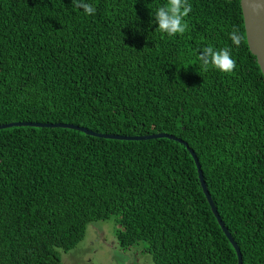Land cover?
<instances>
[{
	"label": "trees",
	"instance_id": "16d2710c",
	"mask_svg": "<svg viewBox=\"0 0 264 264\" xmlns=\"http://www.w3.org/2000/svg\"><path fill=\"white\" fill-rule=\"evenodd\" d=\"M89 2L95 15L72 0H0V126L181 139L241 264H264V76L240 0H189L175 37L154 23L167 0ZM208 45L231 50L233 73L204 70ZM111 218L120 248L143 244L154 264L238 263L184 144L0 129V264H62Z\"/></svg>",
	"mask_w": 264,
	"mask_h": 264
},
{
	"label": "water",
	"instance_id": "95a60500",
	"mask_svg": "<svg viewBox=\"0 0 264 264\" xmlns=\"http://www.w3.org/2000/svg\"><path fill=\"white\" fill-rule=\"evenodd\" d=\"M227 1H233V0H227ZM240 5L242 9L243 19H244V25H245V31H246V38L248 47L250 49V52L252 55L256 57L257 63L263 73L264 76V0H240ZM14 126H33V127H63L68 129H75L78 131H82L87 135H93L100 138H106V139H118V140H148V139H158V138H168L173 139L175 141H178L182 144H184L188 150L190 151L192 157L194 158V161L197 166L199 179L201 183V187L204 191V194L207 198L208 203L211 206V209L215 215V217L218 220V223L220 224L222 230L224 231L225 235L235 248L238 256V263H242V254L241 251L233 239V237L230 235L228 229L225 227L216 206L214 205V202L211 198V195L208 191V188L206 187V183L204 181L203 173L201 170V166L199 164V160L194 153L193 150L189 149L187 143L182 141L181 139L175 138L171 135L165 134V133H159L154 134L150 136H144V137H123V136H116V135H105L100 133H94L88 129L74 126L71 124H42V123H32V122H16V123H9L4 124L0 126V129L4 128H10Z\"/></svg>",
	"mask_w": 264,
	"mask_h": 264
},
{
	"label": "clouds",
	"instance_id": "9594fccd",
	"mask_svg": "<svg viewBox=\"0 0 264 264\" xmlns=\"http://www.w3.org/2000/svg\"><path fill=\"white\" fill-rule=\"evenodd\" d=\"M72 5L77 10L82 9L86 15H95L96 8L89 0H72ZM192 11V5L189 0H167V4L160 6L154 15V23L158 24L161 33L169 37L177 35L183 36L189 30V24L186 18ZM229 39L232 44L239 47L242 42V35L239 30L233 27L229 33ZM198 58L201 61L205 71L212 67L221 73H233L237 62L233 59L229 48L216 49L211 45L199 50Z\"/></svg>",
	"mask_w": 264,
	"mask_h": 264
},
{
	"label": "rangeland",
	"instance_id": "374dc122",
	"mask_svg": "<svg viewBox=\"0 0 264 264\" xmlns=\"http://www.w3.org/2000/svg\"><path fill=\"white\" fill-rule=\"evenodd\" d=\"M115 218L89 225L80 244L68 253H62V264H154L148 253L124 251L117 244ZM114 243V244H113ZM137 251V250H136Z\"/></svg>",
	"mask_w": 264,
	"mask_h": 264
},
{
	"label": "flooded vegetation",
	"instance_id": "af4514ba",
	"mask_svg": "<svg viewBox=\"0 0 264 264\" xmlns=\"http://www.w3.org/2000/svg\"><path fill=\"white\" fill-rule=\"evenodd\" d=\"M117 242H118V239H117ZM113 244H114V243H113ZM117 244L119 245V242H118ZM124 251H125V250H124ZM126 251H134V252L138 253V251H136L135 249H134V250H132V249L130 250V249H129V250H126Z\"/></svg>",
	"mask_w": 264,
	"mask_h": 264
}]
</instances>
